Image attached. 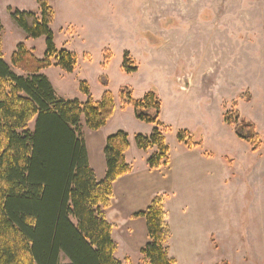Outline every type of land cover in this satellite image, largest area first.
Returning a JSON list of instances; mask_svg holds the SVG:
<instances>
[{
	"label": "rangeland",
	"instance_id": "1",
	"mask_svg": "<svg viewBox=\"0 0 264 264\" xmlns=\"http://www.w3.org/2000/svg\"><path fill=\"white\" fill-rule=\"evenodd\" d=\"M48 5L55 48L76 60L72 72L55 62L41 71L56 97L84 102L83 82L94 101L105 91L113 96L114 110L103 127L90 130L81 121L93 167L104 162L106 137L120 130L133 148L126 151L128 159L142 161L134 136L149 135L153 125L137 120L131 106L122 107L119 91L129 88L134 99L151 90L158 95L172 169L167 164L154 170L153 185L139 187L160 193L172 264H264V145L252 152L223 118L236 112L264 140V0H48ZM9 8L39 13L36 0H0L3 60L10 64L19 43L42 59L45 38H27ZM126 52L135 71L121 67ZM175 68L196 76L208 71L180 93L171 75ZM33 126L34 121L28 128ZM179 131L199 147L189 150L178 142ZM136 166L126 174H132L130 180L138 174ZM129 221L115 228L112 238L122 248L115 256L121 260L126 250L123 261L141 264L138 250L148 241L147 230L137 219Z\"/></svg>",
	"mask_w": 264,
	"mask_h": 264
},
{
	"label": "trees",
	"instance_id": "2",
	"mask_svg": "<svg viewBox=\"0 0 264 264\" xmlns=\"http://www.w3.org/2000/svg\"><path fill=\"white\" fill-rule=\"evenodd\" d=\"M36 2L38 14L9 11L27 38H45L44 57L36 58L33 49L19 43L7 64L0 39V264H128L115 256L118 246L106 218L114 182L131 170L125 160L128 134L120 130L106 137L105 176L98 180L89 165L81 121L90 130L103 127L114 110L113 96L105 91L94 101L83 82L84 102L56 97L41 71L55 62L72 72L76 60L67 50L55 48L48 0ZM130 63L126 52L121 67L135 71ZM119 98L122 107L133 108L137 120L153 125L149 135L134 136L139 150L154 149L146 161L148 168L166 166L169 147L159 121L161 104L156 92L134 99L124 87ZM234 113H225L224 122L233 125L235 135L251 151H259L264 140L255 125ZM177 140L188 148L198 145L186 131H179ZM133 217H142L147 230L148 241L139 250L141 264H172L164 245L168 228L161 196Z\"/></svg>",
	"mask_w": 264,
	"mask_h": 264
},
{
	"label": "crops",
	"instance_id": "3",
	"mask_svg": "<svg viewBox=\"0 0 264 264\" xmlns=\"http://www.w3.org/2000/svg\"><path fill=\"white\" fill-rule=\"evenodd\" d=\"M181 35L183 36V32L181 33ZM182 44H184V42ZM183 61H184V56H181V62H183ZM176 65H178V67H179L178 61H177ZM184 70L185 71H182L183 73L178 72V71L176 72V68H175V70L174 69L171 70V75L174 76L175 82H176L175 89L177 91H179L180 93H182L183 91H187V90L191 89V87H193L195 81H197L198 78L203 80V76L205 75L204 73L206 71H208V70L202 71L203 73L200 76L199 75L196 76L195 73L191 74L187 69H184ZM186 79H187V87H184V82ZM161 114H162V109L160 111V115ZM142 124H146V123H142ZM227 125L232 126L229 124H227ZM233 132H234V129H233ZM198 147H199V145L193 146L191 148H188V147L187 148L189 150H192V149L198 148ZM86 148H87V153H88L89 165L93 168V171L95 173L96 178L98 180L103 179V177L105 176V159H104V162H102V164L98 163L96 165L97 167H93L90 164V154H89L87 145H86ZM132 149L133 148L130 145L129 152ZM136 149H137L136 154L139 157H142L141 158L142 161L140 163H137L135 159H132V161H130L127 157V155H128L127 152L125 153V160L130 165H132L133 163H136V165H137L136 170L138 171V174L133 180H130V175H132V174L125 175V176L118 178V180L114 183L113 197L110 201L109 207L106 210V218L112 226V236H114L115 228L119 226V222H122L121 226L126 228L127 224L130 223L129 220L134 219L131 216L135 212L141 211L145 208V207H143V209H140L139 204L144 203V205L146 204L145 206L147 207L151 203L154 196H157V194H160L159 192H155V191H157V189L153 190V188H152L153 191L151 190V191L147 192V191H145L139 187L141 184H144L146 182H151L153 185V183L156 181V178H157L156 173H158V171H154L156 169H149L147 166V163H146L147 158L149 157V155H151L153 153L154 149H149L147 151L139 150L137 147H136ZM252 152H256V151H252ZM166 167L168 169H172V164L169 162L168 166H166ZM166 167L163 166L162 168H166ZM162 168H160V169H162ZM120 181H123L121 187L118 186V183ZM173 181L176 184V181L174 179H173ZM133 182H135L136 185H134ZM139 182H141V183H139ZM151 192H155V193H151ZM109 218H111V220ZM128 218H129V220H128ZM135 219L138 220L137 224L139 226H143V223L145 224V220H142L140 218H135ZM145 227H146V225H145ZM124 236H130V234L125 232ZM118 246L119 247H117L116 253H118V252H120V250H122L120 244H118ZM141 246H138L136 248V251ZM121 257H122V259L128 257V253L126 252V250L122 251Z\"/></svg>",
	"mask_w": 264,
	"mask_h": 264
},
{
	"label": "water",
	"instance_id": "4",
	"mask_svg": "<svg viewBox=\"0 0 264 264\" xmlns=\"http://www.w3.org/2000/svg\"><path fill=\"white\" fill-rule=\"evenodd\" d=\"M184 87H187V79L184 82Z\"/></svg>",
	"mask_w": 264,
	"mask_h": 264
}]
</instances>
